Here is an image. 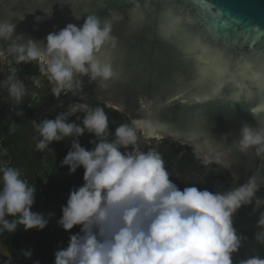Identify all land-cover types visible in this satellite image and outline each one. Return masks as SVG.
<instances>
[{
  "label": "clouds",
  "instance_id": "1",
  "mask_svg": "<svg viewBox=\"0 0 264 264\" xmlns=\"http://www.w3.org/2000/svg\"><path fill=\"white\" fill-rule=\"evenodd\" d=\"M15 30L13 20H0V41L10 42L6 49L0 48V59L11 57L18 65L36 62L58 100L62 93L80 94L78 77L87 76L107 87L114 76L110 58L98 53L105 46L116 48L117 38L112 24L96 14H88L80 26L68 23L49 33L46 43L13 38ZM0 88L7 89L14 106L28 94L15 70L0 81ZM139 103L144 110L151 105L145 98H139ZM259 103L264 105V99ZM254 108L257 125L243 124L233 146L240 153L251 151L264 158V109L256 112ZM77 113L84 114L82 119L76 116L80 123L69 122ZM33 126L38 134L36 151L49 149L53 141L72 138L61 166H69V174L80 166L84 169L83 185L70 190L58 220L65 231L76 225L81 229L70 235L66 248L54 253V264H264V257L258 255L233 259L244 239L233 223L242 207L251 205L252 213H259L255 239L264 243V199L256 197L259 185L255 176L225 191L201 190L195 185L181 190L170 179L162 154L138 146L139 133L153 127L151 120L134 119L112 132L104 109L87 103L71 102L54 119L33 120ZM86 132L95 137L89 141L91 149L79 140ZM223 155L212 150L203 156L197 152L196 158L208 166L224 164ZM0 185V233H15L18 225L25 230L46 227L45 215L32 210L36 188L29 186L20 169L0 162ZM21 251L31 258V250ZM6 255L4 264H11V255Z\"/></svg>",
  "mask_w": 264,
  "mask_h": 264
},
{
  "label": "water",
  "instance_id": "2",
  "mask_svg": "<svg viewBox=\"0 0 264 264\" xmlns=\"http://www.w3.org/2000/svg\"><path fill=\"white\" fill-rule=\"evenodd\" d=\"M155 3L156 0H0V20L16 23L13 38L20 36L22 40L31 38L42 43H46L49 33L68 23L82 25L88 14L109 21L117 38L116 49L123 54L118 61L121 76L109 80L107 87L101 86L103 82L89 80L81 89V96L88 95L107 108L122 112L130 122L151 120L155 134L147 136L149 129L139 133L147 143L173 141L201 156L212 150L223 152L224 164L215 163L220 170H231L243 183L255 176L259 188H264V158L251 151L240 153L233 146L243 124L257 125L259 117L252 108H259L264 98L239 101L215 98L205 102L198 99L208 93L190 86L198 68L196 61L186 59L179 47L161 39L154 22H135L136 13H143L151 21L146 5ZM207 3L209 10L192 2L184 13L185 19L198 20L197 32L232 53H246L253 47L259 51L264 46V36L255 45L250 43L257 31H264V0H207ZM37 16L43 19L37 21ZM8 43L0 41V48L6 49ZM6 58L0 59V64ZM240 87L237 83L233 90L239 91ZM223 91L225 95L231 94L227 86ZM139 98L151 101L148 110L141 108ZM198 126H205L207 138H200ZM153 144L157 143H150L149 147ZM6 254L11 255L0 241V255L7 259ZM11 264L21 263L11 255Z\"/></svg>",
  "mask_w": 264,
  "mask_h": 264
},
{
  "label": "trees",
  "instance_id": "3",
  "mask_svg": "<svg viewBox=\"0 0 264 264\" xmlns=\"http://www.w3.org/2000/svg\"><path fill=\"white\" fill-rule=\"evenodd\" d=\"M19 65V67L15 66L14 69H10L7 74H12L13 70H15V74H19L21 77L32 76L35 78V76H41L36 62L28 64L21 63ZM0 81H2L1 78ZM44 83H47V81H44ZM36 88L39 89V86ZM43 88L47 90L51 89L47 87ZM37 99L35 96L30 103L23 101L22 104L14 106V101L9 97L7 89L0 88V162H4L7 166L21 170V175L26 179L29 186L36 188L35 202L32 210L37 213H43L45 218L48 219L49 230L41 231L36 228L25 230L22 228L18 233L23 234L25 239L28 237L29 240L31 237L38 236L39 242L36 241V246L41 248L44 253H50L55 259L54 253L59 248H66L70 235L79 233L81 229L80 225H76L73 229L65 231L58 224V220L62 216V206L66 205L70 190L83 185L84 169L80 166L75 173L69 174V166H61V161L70 150L72 138L57 142L54 145L55 148L45 149L39 158L41 152L37 153L34 148L35 143L32 145V141L29 140V136H32L34 132V139H38V134L33 126V120L37 122L41 120L39 112L33 108L34 105L38 104ZM82 103H87L91 108L102 107L108 116L109 127L112 132L122 123H131L122 112L107 108L88 95L83 96ZM17 110H22V114L18 115ZM42 110L41 108L39 111ZM51 113L41 112L40 115L49 117ZM83 115V113H77L74 115L73 121L80 123L76 119V116H80L82 119ZM54 118L52 117L51 119ZM69 122L71 121L69 120ZM94 138V134L86 132L79 140L82 146L91 149L93 145L89 141ZM113 138V136L109 137V139ZM150 143H157L153 144L156 145L154 149L162 154L165 167L170 174V179L174 183L176 181L175 177H178L184 171L195 170L200 174L201 172L203 173L205 165L203 163L200 164V161H196L194 152H191L188 146L165 140H151L147 143L142 136H140L138 146L142 151H148L151 149L149 147ZM4 150H7V155L3 154ZM214 168L212 165V170L209 171L210 176L208 178L206 175H203L206 180L201 184V190L207 189V180L212 177ZM175 172L178 173V176L174 174ZM172 174L174 177L171 176ZM238 223L239 221H235L236 225ZM240 228V233H244L247 237L243 241L240 251L234 254L233 258L241 257L245 259L254 255L262 257L261 246L255 248L254 245H251V241L255 239L253 233L256 234L254 226L249 223H242ZM13 248V258L21 264H24L23 258L20 256L22 253L21 250H31L30 246L20 245L19 247L17 244H14ZM0 264H3V262L0 261Z\"/></svg>",
  "mask_w": 264,
  "mask_h": 264
},
{
  "label": "snow or ice",
  "instance_id": "4",
  "mask_svg": "<svg viewBox=\"0 0 264 264\" xmlns=\"http://www.w3.org/2000/svg\"><path fill=\"white\" fill-rule=\"evenodd\" d=\"M192 2L202 5L204 10L210 8L207 0H156L154 5H146L147 12L151 13V21L146 19L143 13H136L135 22L137 24L154 22L161 39L179 47L186 59L196 61L198 68L190 86L208 93L197 97L202 102L215 98L232 101L264 98V46L259 51L253 47L246 53H232L227 47L216 46L195 30L198 23L196 18H184L187 6ZM261 36H264V31H257L250 43L255 45ZM193 53L198 55L193 56ZM98 55L101 58H110L114 70L113 79H119L121 66L118 61L123 54L116 48L105 46ZM237 83L241 85L239 91L233 90ZM226 86L230 89L229 95H225L223 91ZM262 109L264 105L254 108L253 111L260 112ZM150 113L155 115L152 110ZM197 131L201 139L208 137L205 126H198ZM154 134V129L146 132L149 137Z\"/></svg>",
  "mask_w": 264,
  "mask_h": 264
},
{
  "label": "flooded vegetation",
  "instance_id": "5",
  "mask_svg": "<svg viewBox=\"0 0 264 264\" xmlns=\"http://www.w3.org/2000/svg\"><path fill=\"white\" fill-rule=\"evenodd\" d=\"M15 66L19 67L20 65L16 64L11 58L10 59H7V58L4 59L2 61V63L0 64V78L2 80L6 79L10 75V74H7V72H9L10 69H14ZM15 76L17 79L22 80L28 89V94L24 97L23 101H28L30 103L33 100V98H35V96L38 98L36 100L38 102V104L34 105L33 108H35L37 110V112H39L40 119L47 117L45 115H40L41 112H43V113L52 112L51 115L49 117H47V118L51 119L52 117H55L59 112L65 111L69 103H71V102L79 103V102L83 101V96H82V99H80L81 94H78V96H73L71 93H68L67 95L62 93L60 99L59 100L56 99L52 95L51 89L47 90L46 88H43V87L51 88V85L49 84L47 79L42 77V76H35V78H33L32 76L21 77L19 74H15ZM78 79L80 80V88L83 89L86 86V84L88 83L89 77L82 76V77H78ZM44 81H47V83H44ZM30 83H34V84H31V86H30ZM37 86H39V89L36 88ZM43 89L44 90L46 89V90L44 91ZM61 102H63V107L60 106ZM41 108L43 110L39 111V110H41ZM73 119H74V116L69 117V120L71 122L73 121ZM67 139L68 138H66V140ZM35 140H36V138H35ZM59 142H61V141H59ZM52 143H54V145H55L57 142L53 141ZM54 145H53V148H55ZM53 151H54V149H53ZM38 152L39 151H37V153ZM41 154H42V152L40 153L39 158H40ZM194 154H195L194 156H195L196 161H200L199 163L202 164L201 160L196 158V153H194ZM212 165L215 167L214 168L215 170L212 174V177L209 180H207V182H208L207 189L208 190H210V191H225L227 189L234 187L235 185L243 184L242 179L241 178L236 179L233 176L231 170H228V169L220 170V168L215 163H212L208 166H205L204 171H203V173L201 172V174L196 172L195 170H192V171L187 170V171L182 172V174L188 175L189 178L192 179L190 186L195 185L200 189L201 184H203L204 181L206 180L203 175H206L207 178L210 176L209 171L212 170ZM251 174H252V172H251ZM254 175H256V172ZM256 197L264 199V188H259V191L256 193ZM261 210H264V208H262ZM258 217H259L258 212L255 214L252 213V206L251 205L242 207L241 209L238 210V213L233 217L234 226L236 227L238 233L244 237V239L242 240V244H243V241H245V238L247 237V235H245L244 233H240V229H241L240 225L242 223H249V224L254 226V231H255V233H257L259 231V229L257 228V225H256V221H257ZM8 219L11 220L13 218L8 217ZM235 221H239V223L236 225ZM22 228H23V225H18L17 231L15 233H10L7 231L0 233V241L3 242V244L7 247V249L11 253L12 257H13L14 244H17V246H19V247H20V245L21 246H30L31 251H32L31 258H26L23 255V252L20 254V256H22V258H23L24 264H33V262L36 260H39L40 264H54L55 259L51 256V254L48 252L44 253L41 250V248H38L36 246L37 242H39L38 241L39 237L38 236L31 237L30 240L28 239V237H26V239H25L23 237L24 236L23 234L18 233V231L19 230L21 231ZM46 229L49 230L48 224L41 231H44ZM253 236L255 238L254 233H253ZM251 242H252L251 245H254L255 248H257V246H261L262 257H264V243H261V242L257 241L256 239H254V241H251ZM233 259H234V261H239L242 258L237 257V258H233ZM5 260L6 259L0 255V261H2L3 264H4Z\"/></svg>",
  "mask_w": 264,
  "mask_h": 264
},
{
  "label": "rangeland",
  "instance_id": "6",
  "mask_svg": "<svg viewBox=\"0 0 264 264\" xmlns=\"http://www.w3.org/2000/svg\"><path fill=\"white\" fill-rule=\"evenodd\" d=\"M10 58L11 57H8L7 59H10ZM31 84H34V83H30V86H31ZM34 136H35V132L32 134V136H29V140L32 141V145H34V143H36V140L34 139ZM53 145H54V143H50L49 148L51 149L53 147ZM150 148L151 149H154V148H156V145H153ZM174 174L178 176V173L177 172H175ZM171 176L174 177L173 174ZM175 178H176L175 183L177 184V186L181 190H183L184 187L190 186L191 180H192V179L189 178L188 175H184V174H180L178 177H175Z\"/></svg>",
  "mask_w": 264,
  "mask_h": 264
}]
</instances>
